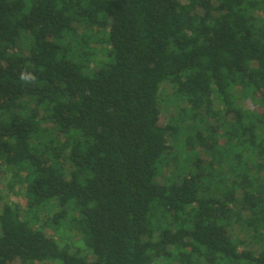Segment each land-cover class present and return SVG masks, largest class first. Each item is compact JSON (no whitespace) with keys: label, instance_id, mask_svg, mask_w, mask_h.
<instances>
[{"label":"trees","instance_id":"16d2710c","mask_svg":"<svg viewBox=\"0 0 264 264\" xmlns=\"http://www.w3.org/2000/svg\"><path fill=\"white\" fill-rule=\"evenodd\" d=\"M0 264H264V0H0Z\"/></svg>","mask_w":264,"mask_h":264},{"label":"clouds","instance_id":"9594fccd","mask_svg":"<svg viewBox=\"0 0 264 264\" xmlns=\"http://www.w3.org/2000/svg\"><path fill=\"white\" fill-rule=\"evenodd\" d=\"M21 81L27 83H32L36 77L29 71H22L19 75Z\"/></svg>","mask_w":264,"mask_h":264},{"label":"rangeland","instance_id":"374dc122","mask_svg":"<svg viewBox=\"0 0 264 264\" xmlns=\"http://www.w3.org/2000/svg\"><path fill=\"white\" fill-rule=\"evenodd\" d=\"M9 199L15 200V201L17 200L19 202H23L22 197L19 194H17L16 192H13L11 195V198H9ZM65 236H66V234H65Z\"/></svg>","mask_w":264,"mask_h":264}]
</instances>
